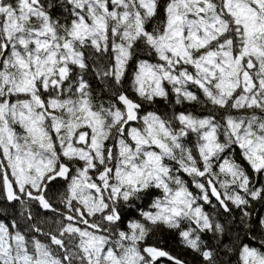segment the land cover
<instances>
[{"label":"snow or ice","instance_id":"obj_1","mask_svg":"<svg viewBox=\"0 0 264 264\" xmlns=\"http://www.w3.org/2000/svg\"><path fill=\"white\" fill-rule=\"evenodd\" d=\"M0 264H264V0H0Z\"/></svg>","mask_w":264,"mask_h":264},{"label":"trees","instance_id":"obj_2","mask_svg":"<svg viewBox=\"0 0 264 264\" xmlns=\"http://www.w3.org/2000/svg\"><path fill=\"white\" fill-rule=\"evenodd\" d=\"M93 82L95 84V81H93ZM159 107L163 108L164 107L163 103H160ZM177 110L178 111L181 110L179 108V106H178ZM62 183L63 182H61V184ZM62 191H63V188L60 185H58L57 189L54 190V192H56L57 195L59 194V192H62ZM53 199H55V196L53 197ZM57 207L62 208L63 206L57 204ZM36 211L39 212L40 210L36 209ZM257 211H259V205H257ZM40 219L42 220V226L45 229H47L49 227H54V224L52 223V220H53L52 213H43L42 216L40 217ZM5 222H7V221H5ZM168 247H169V250L173 252V254H179V255L184 254L183 250L179 247L178 242H172L170 245H168ZM189 259H191V257H189Z\"/></svg>","mask_w":264,"mask_h":264},{"label":"flooded vegetation","instance_id":"obj_3","mask_svg":"<svg viewBox=\"0 0 264 264\" xmlns=\"http://www.w3.org/2000/svg\"><path fill=\"white\" fill-rule=\"evenodd\" d=\"M259 211H260V207H259Z\"/></svg>","mask_w":264,"mask_h":264}]
</instances>
